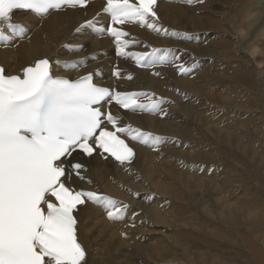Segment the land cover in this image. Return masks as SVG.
<instances>
[{
  "label": "bare ground",
  "instance_id": "6f19581e",
  "mask_svg": "<svg viewBox=\"0 0 264 264\" xmlns=\"http://www.w3.org/2000/svg\"><path fill=\"white\" fill-rule=\"evenodd\" d=\"M260 1H159L158 24L168 35L136 23L123 26L130 33L126 39L137 41L126 51L172 49L166 63L152 67L117 56L111 36L89 27L76 31L91 18H107L102 0L86 10L51 11L42 19L27 12L14 15L26 34L0 45L6 74H22L37 60L49 59L58 76L78 79L92 72L113 90L146 92L165 101L158 113L111 105L121 117L118 126L163 138L152 147L123 134L135 152L131 165L98 154L77 157L85 179H75L74 188L130 206L122 220L109 219L88 200L79 207L77 237L87 264H264V151L255 147L258 137L264 140ZM226 33L236 41L223 37ZM230 47L242 55L230 54ZM76 61L83 63L65 64ZM181 64L192 70L181 74ZM116 70L120 78L113 75Z\"/></svg>",
  "mask_w": 264,
  "mask_h": 264
},
{
  "label": "snow or ice",
  "instance_id": "6c2138e0",
  "mask_svg": "<svg viewBox=\"0 0 264 264\" xmlns=\"http://www.w3.org/2000/svg\"><path fill=\"white\" fill-rule=\"evenodd\" d=\"M181 2L191 5L199 0ZM87 3L0 0V45L8 46L26 34L24 26L14 22L17 10L42 19L51 11L83 8ZM156 7L157 0H106L102 12L110 23L97 27L100 21L94 18L76 31L89 27L111 36L117 56L131 58L139 67L164 64L172 49L126 51L137 41L126 39L130 33L124 25L136 23L157 34H169L158 24ZM183 38L191 36L184 34ZM79 63L83 61L65 62L72 68ZM191 70L178 65L181 74ZM113 75L120 78L121 72L116 70ZM127 79H132L131 75ZM113 103L132 112L158 113L165 101L146 92H121L100 86L92 74L76 80L58 76L49 59L25 67L22 75H6L0 67V264H87L74 215L85 199L101 206L111 220L125 218L128 204L72 186L75 179H85V166L77 157L107 153L121 166L131 165L134 149L118 133L152 147L162 142V137L150 132L118 126L121 117L110 110Z\"/></svg>",
  "mask_w": 264,
  "mask_h": 264
},
{
  "label": "rangeland",
  "instance_id": "374dc122",
  "mask_svg": "<svg viewBox=\"0 0 264 264\" xmlns=\"http://www.w3.org/2000/svg\"><path fill=\"white\" fill-rule=\"evenodd\" d=\"M262 1H264V0H262ZM262 1H260L261 2V4L260 5H262V6H264V2H262ZM223 37H229V38H231L233 41H236V37L235 36H233V35H230V34H225ZM222 38V37H221ZM221 38H220V42L221 43H223L222 42V40H221ZM228 44V43H227ZM228 51H229V53L230 54H234V55H239V56H241L242 55V52L240 53V52H235L234 51V49H232L231 47L230 48H228ZM96 59V58H95ZM238 60H242L241 58H238ZM264 66V64L262 63V65H261V67H263ZM240 73H242V72H240ZM257 141H256V143H255V147H256V149H258V151L259 152H261L262 150L264 151V145L262 144L263 143V139H262V137H258L257 139H256ZM216 163V162H215ZM230 170V169H229ZM262 194V193H261ZM209 208V207H208ZM190 212L191 211H189V212H187V215L188 216H190ZM205 221H203V224H205V226L206 227H209V229H212V228H214V227H211V224L212 223H208V222H205ZM199 224H202V223H199ZM219 230H220V227L216 230L217 232H219ZM158 236H160V235H158ZM213 240H218L217 238H213ZM215 248H216V244H214L213 245ZM145 255V253H143V257H144V259H145V257H147V256H144ZM195 257H197L196 255L194 256V258ZM149 262H150V260H148ZM150 263H152V260H151V262ZM180 264H183V263H180Z\"/></svg>",
  "mask_w": 264,
  "mask_h": 264
}]
</instances>
